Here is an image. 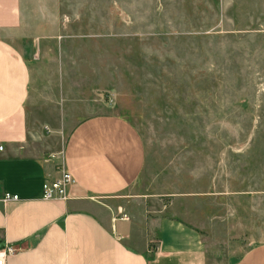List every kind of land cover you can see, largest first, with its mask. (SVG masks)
<instances>
[{
  "label": "rangeland",
  "instance_id": "1",
  "mask_svg": "<svg viewBox=\"0 0 264 264\" xmlns=\"http://www.w3.org/2000/svg\"><path fill=\"white\" fill-rule=\"evenodd\" d=\"M12 7L87 75L72 80L94 100L69 122L107 112L139 134L127 196L197 226L208 264L264 243V0H0Z\"/></svg>",
  "mask_w": 264,
  "mask_h": 264
},
{
  "label": "crops",
  "instance_id": "2",
  "mask_svg": "<svg viewBox=\"0 0 264 264\" xmlns=\"http://www.w3.org/2000/svg\"><path fill=\"white\" fill-rule=\"evenodd\" d=\"M22 16L0 13V194L19 198L0 204V240L19 249L5 264H208L197 226L171 217L162 199L125 194L145 160L135 128L107 112L69 122L94 100L72 80L87 75L69 69L58 35ZM60 167L74 181L68 199L41 200ZM234 264H264V243Z\"/></svg>",
  "mask_w": 264,
  "mask_h": 264
},
{
  "label": "built area",
  "instance_id": "3",
  "mask_svg": "<svg viewBox=\"0 0 264 264\" xmlns=\"http://www.w3.org/2000/svg\"><path fill=\"white\" fill-rule=\"evenodd\" d=\"M3 146H0V152L2 151ZM60 176L55 180H46L41 185L40 199L43 201H61L68 199L70 188L72 187L74 181L66 170L60 167ZM17 195H12L10 193L4 192L0 194V204L6 202L18 201ZM19 249L7 243L6 241L0 240V264H5V258L11 255H14Z\"/></svg>",
  "mask_w": 264,
  "mask_h": 264
},
{
  "label": "trees",
  "instance_id": "4",
  "mask_svg": "<svg viewBox=\"0 0 264 264\" xmlns=\"http://www.w3.org/2000/svg\"><path fill=\"white\" fill-rule=\"evenodd\" d=\"M151 248H154V247L151 245Z\"/></svg>",
  "mask_w": 264,
  "mask_h": 264
}]
</instances>
